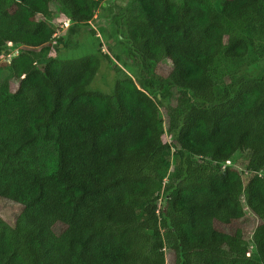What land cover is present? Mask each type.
<instances>
[{"label": "trees", "instance_id": "1", "mask_svg": "<svg viewBox=\"0 0 264 264\" xmlns=\"http://www.w3.org/2000/svg\"><path fill=\"white\" fill-rule=\"evenodd\" d=\"M115 1L0 0V264H264V0ZM97 9L136 74L109 94L51 56Z\"/></svg>", "mask_w": 264, "mask_h": 264}, {"label": "rangeland", "instance_id": "2", "mask_svg": "<svg viewBox=\"0 0 264 264\" xmlns=\"http://www.w3.org/2000/svg\"><path fill=\"white\" fill-rule=\"evenodd\" d=\"M115 3L118 5L126 6L129 3V0H116ZM105 6V5H104ZM114 13V14H113ZM118 13V10H114L113 12L109 9L106 11L105 9H97L94 12L93 18L85 25H81L76 28L72 34L68 35V26H70L69 21H65V24L62 25L56 35L60 34L65 36L66 47L60 45V50L58 52H54L51 54L52 57H56L62 60H70L77 59L87 55H96L100 59V67L95 75L93 81L88 86L90 91H99L105 94H109L114 86L116 81V77L128 75L134 78L136 81V74L134 68L131 66L130 62L125 58V55L122 51V46L117 40L115 34L117 29L114 28L112 19ZM67 24V26H66ZM124 44V48H126L127 44L125 41H122ZM19 50L17 51V53ZM16 53V54H17ZM13 54V56H16ZM105 55L110 57L112 62H114L117 67L120 69V72L116 74L114 72L108 62L105 59ZM7 61H10L9 58H6ZM4 59L0 60V64L4 62ZM156 72L159 76L166 80H170L172 83L176 81V75L174 71L169 67L168 63H160L156 66ZM168 107L175 112H178L182 109V95L172 90L169 96ZM163 117V124L160 125L159 130L162 132V139L164 141H169L170 137L166 134V114L165 111H168L166 108H160ZM245 156H243L240 161H244ZM8 205L4 204V202L0 200V217L3 218L9 225H12L15 212L20 210L18 205L10 203ZM13 206V208H12ZM17 208V209H16ZM125 223L133 228L135 227L136 220L131 211H127L124 213ZM13 218V219H12ZM12 219V220H11ZM254 221V220H253ZM252 250V249H251ZM166 254V261L170 263L171 256Z\"/></svg>", "mask_w": 264, "mask_h": 264}, {"label": "built area", "instance_id": "3", "mask_svg": "<svg viewBox=\"0 0 264 264\" xmlns=\"http://www.w3.org/2000/svg\"><path fill=\"white\" fill-rule=\"evenodd\" d=\"M66 26H67V24H66ZM60 28H62V27L60 26ZM55 37H57L56 34L53 36V39H54ZM52 44H54V41H52ZM7 46L10 47V46H11V43H8ZM16 51H17L16 49H12V50H11L12 54H16Z\"/></svg>", "mask_w": 264, "mask_h": 264}]
</instances>
